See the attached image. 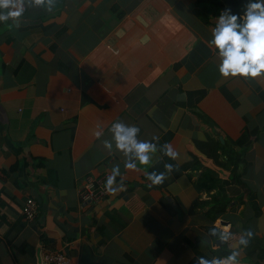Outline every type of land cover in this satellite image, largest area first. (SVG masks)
Instances as JSON below:
<instances>
[{"label": "crops", "instance_id": "obj_1", "mask_svg": "<svg viewBox=\"0 0 264 264\" xmlns=\"http://www.w3.org/2000/svg\"><path fill=\"white\" fill-rule=\"evenodd\" d=\"M215 13L205 0H55L0 23V264H41L47 251L72 264H197L246 231L240 264L264 260V77H221ZM117 119L157 143L149 166L127 169L104 147ZM115 164L123 187L81 204L84 181ZM213 227L230 238L218 244Z\"/></svg>", "mask_w": 264, "mask_h": 264}, {"label": "clouds", "instance_id": "obj_2", "mask_svg": "<svg viewBox=\"0 0 264 264\" xmlns=\"http://www.w3.org/2000/svg\"><path fill=\"white\" fill-rule=\"evenodd\" d=\"M31 5H43L51 12L55 0H0V23L23 16L26 7ZM208 44L210 48H214L219 60L218 71L221 77H264V0H248L242 13H234L228 9L221 11ZM109 131L111 138L103 140L104 147L109 151L115 147L122 152L126 157L125 168L136 169L138 164H151L153 154L158 151L157 143L154 140L140 139L139 126L117 119L111 123ZM93 134L100 138L103 129H98ZM164 151L171 159H177L180 155L171 146H165ZM166 168L170 170L172 165L167 164ZM120 175V165H113L111 174L105 181L106 191L115 192L123 187V184H117V177ZM148 179L152 184L162 183L165 173L151 171ZM209 232L222 241H227L231 236L227 228L221 231L213 227ZM251 236L252 232L246 231L227 256L211 259L197 257V264H240V246L247 245Z\"/></svg>", "mask_w": 264, "mask_h": 264}, {"label": "built area", "instance_id": "obj_3", "mask_svg": "<svg viewBox=\"0 0 264 264\" xmlns=\"http://www.w3.org/2000/svg\"><path fill=\"white\" fill-rule=\"evenodd\" d=\"M105 181V176H89L80 190L79 198L81 204L99 202L109 195L110 192L105 189ZM38 210L39 203L37 200L29 197L23 205L22 213L28 222H32L37 218ZM41 264H72V260L64 252L47 251L42 256ZM259 264H264V260L260 261Z\"/></svg>", "mask_w": 264, "mask_h": 264}, {"label": "trees", "instance_id": "obj_4", "mask_svg": "<svg viewBox=\"0 0 264 264\" xmlns=\"http://www.w3.org/2000/svg\"><path fill=\"white\" fill-rule=\"evenodd\" d=\"M205 2H209V3L211 2V3H213L216 6L215 17H217L220 14V12H221L220 11V7H221L220 0H205ZM247 139H248V136L243 135V137L238 140V144L239 145L246 144V140ZM211 142H212V144L214 146L212 157L215 158V159H218L219 150H220V148L223 147L222 142L221 141L219 142L218 140H216V141L211 140ZM236 180L241 183L240 179H236Z\"/></svg>", "mask_w": 264, "mask_h": 264}, {"label": "water", "instance_id": "obj_5", "mask_svg": "<svg viewBox=\"0 0 264 264\" xmlns=\"http://www.w3.org/2000/svg\"><path fill=\"white\" fill-rule=\"evenodd\" d=\"M248 0H220V11L231 10L234 13H242ZM224 241L218 239L217 243L222 244Z\"/></svg>", "mask_w": 264, "mask_h": 264}, {"label": "rangeland", "instance_id": "obj_6", "mask_svg": "<svg viewBox=\"0 0 264 264\" xmlns=\"http://www.w3.org/2000/svg\"><path fill=\"white\" fill-rule=\"evenodd\" d=\"M214 18L217 20V17H214ZM216 20H215V21H216Z\"/></svg>", "mask_w": 264, "mask_h": 264}]
</instances>
